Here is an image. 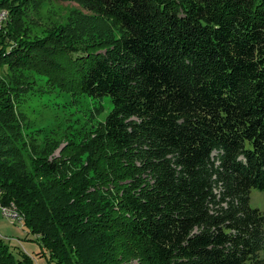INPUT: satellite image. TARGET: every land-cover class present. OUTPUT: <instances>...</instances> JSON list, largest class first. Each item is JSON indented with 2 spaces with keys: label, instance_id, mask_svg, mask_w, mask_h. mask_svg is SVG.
<instances>
[{
  "label": "trees",
  "instance_id": "trees-1",
  "mask_svg": "<svg viewBox=\"0 0 264 264\" xmlns=\"http://www.w3.org/2000/svg\"><path fill=\"white\" fill-rule=\"evenodd\" d=\"M73 1L102 19L91 46L0 34V205L54 264H264V0ZM28 70L110 112L53 156L22 133Z\"/></svg>",
  "mask_w": 264,
  "mask_h": 264
},
{
  "label": "rangeland",
  "instance_id": "rangeland-1",
  "mask_svg": "<svg viewBox=\"0 0 264 264\" xmlns=\"http://www.w3.org/2000/svg\"><path fill=\"white\" fill-rule=\"evenodd\" d=\"M13 9L21 20L15 28L11 27L14 24L10 17ZM101 20L73 0H0V34L6 35L5 42L12 40L16 45L25 40L37 44L66 32L72 40L76 39L74 42L78 48L91 46L89 44L96 31L92 25H102ZM109 22L102 30V37L118 36L119 29ZM0 73L3 79L9 77L2 69ZM25 75L27 81L21 86L23 92L15 100L16 111L22 121V133L34 136L35 143L40 146L45 141L52 143L56 148L52 154L55 157L71 136L81 139L93 135L110 112L112 103L108 98L92 99L81 93L61 91L48 83V78L42 73L28 70ZM77 132L82 136H78ZM249 196L250 207H256L264 214V191L254 188ZM0 240L17 258L23 252L34 261L33 264H54L49 262L48 252L41 247L37 235L30 233L22 220L0 214Z\"/></svg>",
  "mask_w": 264,
  "mask_h": 264
},
{
  "label": "built area",
  "instance_id": "built-area-1",
  "mask_svg": "<svg viewBox=\"0 0 264 264\" xmlns=\"http://www.w3.org/2000/svg\"><path fill=\"white\" fill-rule=\"evenodd\" d=\"M0 214L4 215L10 219L14 220H22L19 213L17 212L16 208L14 206H8V205H0Z\"/></svg>",
  "mask_w": 264,
  "mask_h": 264
}]
</instances>
